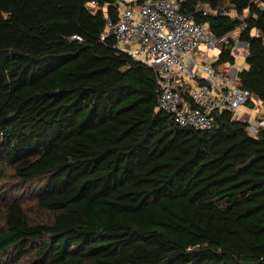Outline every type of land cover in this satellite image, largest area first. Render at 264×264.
<instances>
[{"label":"trees","instance_id":"trees-1","mask_svg":"<svg viewBox=\"0 0 264 264\" xmlns=\"http://www.w3.org/2000/svg\"><path fill=\"white\" fill-rule=\"evenodd\" d=\"M127 2L0 0V177L9 168L18 181L42 180L35 204L48 213L32 222L4 196L0 255L26 264H264V127L250 135L233 111L216 110L213 126L197 130L158 110L154 71L115 51L113 38L100 40L105 17L116 22ZM263 4H181L217 36L240 28L249 55L236 85L262 104ZM232 46L214 64H233Z\"/></svg>","mask_w":264,"mask_h":264},{"label":"built area","instance_id":"built-area-1","mask_svg":"<svg viewBox=\"0 0 264 264\" xmlns=\"http://www.w3.org/2000/svg\"><path fill=\"white\" fill-rule=\"evenodd\" d=\"M183 1L143 0L137 4L128 0L116 22L105 17L100 40L113 38L115 51L130 55L154 71L158 110L172 115L178 126L207 130L213 126L214 111L235 113L252 97L236 85L240 68L234 63H211L208 52L232 42L231 54H239L246 61L248 44L239 39L240 28L217 36L206 25L195 23L181 11ZM260 8L264 10V4ZM202 12L218 11L204 7ZM262 41L264 53V34ZM235 119L241 118L235 115ZM247 123L248 133L255 135L264 127V112Z\"/></svg>","mask_w":264,"mask_h":264},{"label":"rangeland","instance_id":"rangeland-1","mask_svg":"<svg viewBox=\"0 0 264 264\" xmlns=\"http://www.w3.org/2000/svg\"><path fill=\"white\" fill-rule=\"evenodd\" d=\"M124 4L120 6L122 8ZM234 11H230V15L233 16ZM219 48H214L210 50L209 57L212 63L219 53ZM234 66L239 67L240 70L247 68V63L239 54H235ZM201 62V59H197ZM252 105L243 104L236 109L235 115L240 116V118L245 122H253L256 117L264 112V104H262L258 98L255 96L251 97ZM5 168V167H4ZM3 176L0 177V204L4 200V196L7 199H14L20 202V204L26 210L29 219L32 222H43L45 221L48 213L36 207L35 200L42 191V180L34 179L29 182H21L14 178L12 172L9 168L2 170ZM3 227V222L0 217V229ZM30 262V261H29ZM27 259L20 254H9L0 255V264H26Z\"/></svg>","mask_w":264,"mask_h":264},{"label":"crops","instance_id":"crops-1","mask_svg":"<svg viewBox=\"0 0 264 264\" xmlns=\"http://www.w3.org/2000/svg\"><path fill=\"white\" fill-rule=\"evenodd\" d=\"M231 11H233V10H231Z\"/></svg>","mask_w":264,"mask_h":264}]
</instances>
